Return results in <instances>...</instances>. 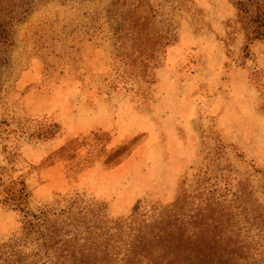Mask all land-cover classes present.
<instances>
[{"label": "rangeland", "instance_id": "obj_1", "mask_svg": "<svg viewBox=\"0 0 264 264\" xmlns=\"http://www.w3.org/2000/svg\"><path fill=\"white\" fill-rule=\"evenodd\" d=\"M236 12L232 0L1 1L0 183L24 182L30 215L70 209L93 226L182 195L207 215L203 242L216 228L232 240L215 247L264 259V41L243 53ZM2 243L45 260L0 202Z\"/></svg>", "mask_w": 264, "mask_h": 264}, {"label": "trees", "instance_id": "obj_2", "mask_svg": "<svg viewBox=\"0 0 264 264\" xmlns=\"http://www.w3.org/2000/svg\"><path fill=\"white\" fill-rule=\"evenodd\" d=\"M232 1L237 11L235 23L245 37L243 53L249 55L254 41H264V0ZM0 196L2 204L21 213L23 239L39 237V261L45 259L39 264H264L262 258L248 261L243 245L222 250L215 247L214 237L218 235L219 243L224 238L227 242L232 240L215 227L212 241L203 242L209 238L204 225L207 215L201 213V208L187 211L182 195L170 206L158 208L150 218L139 213L137 205L131 218L108 219L102 214L95 226L84 215L76 220L70 209L30 215L25 209L28 191L23 181L1 182ZM224 255L226 258L222 259ZM29 258V253L9 243L0 244V264L37 263Z\"/></svg>", "mask_w": 264, "mask_h": 264}]
</instances>
